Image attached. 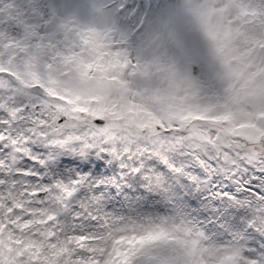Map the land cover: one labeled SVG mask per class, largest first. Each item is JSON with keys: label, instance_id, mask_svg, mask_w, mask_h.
Masks as SVG:
<instances>
[{"label": "snow or ice", "instance_id": "obj_1", "mask_svg": "<svg viewBox=\"0 0 264 264\" xmlns=\"http://www.w3.org/2000/svg\"><path fill=\"white\" fill-rule=\"evenodd\" d=\"M0 264H264V0H0Z\"/></svg>", "mask_w": 264, "mask_h": 264}, {"label": "rangeland", "instance_id": "obj_2", "mask_svg": "<svg viewBox=\"0 0 264 264\" xmlns=\"http://www.w3.org/2000/svg\"><path fill=\"white\" fill-rule=\"evenodd\" d=\"M160 2H161V3H169V4H171V3H175L176 0H160ZM62 159H67V157L62 158ZM258 188H259V185L253 183V184L250 186L249 191L255 193V192H257V189H258Z\"/></svg>", "mask_w": 264, "mask_h": 264}, {"label": "bare ground", "instance_id": "obj_3", "mask_svg": "<svg viewBox=\"0 0 264 264\" xmlns=\"http://www.w3.org/2000/svg\"><path fill=\"white\" fill-rule=\"evenodd\" d=\"M103 170V169H102Z\"/></svg>", "mask_w": 264, "mask_h": 264}]
</instances>
